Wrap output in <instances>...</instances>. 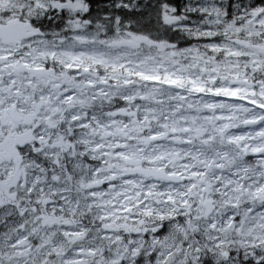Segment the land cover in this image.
I'll return each mask as SVG.
<instances>
[{
  "label": "snow or ice",
  "instance_id": "obj_1",
  "mask_svg": "<svg viewBox=\"0 0 264 264\" xmlns=\"http://www.w3.org/2000/svg\"><path fill=\"white\" fill-rule=\"evenodd\" d=\"M0 264H264V0H0Z\"/></svg>",
  "mask_w": 264,
  "mask_h": 264
},
{
  "label": "trees",
  "instance_id": "obj_2",
  "mask_svg": "<svg viewBox=\"0 0 264 264\" xmlns=\"http://www.w3.org/2000/svg\"><path fill=\"white\" fill-rule=\"evenodd\" d=\"M94 8H103V3L99 0H94L91 2Z\"/></svg>",
  "mask_w": 264,
  "mask_h": 264
},
{
  "label": "flooded vegetation",
  "instance_id": "obj_3",
  "mask_svg": "<svg viewBox=\"0 0 264 264\" xmlns=\"http://www.w3.org/2000/svg\"><path fill=\"white\" fill-rule=\"evenodd\" d=\"M92 1H94V0H91V2H92ZM99 1H101V2L103 3L104 6L107 5V4L110 2V0H99ZM176 2H177V3H182L183 0H176ZM104 6H103V7H104Z\"/></svg>",
  "mask_w": 264,
  "mask_h": 264
}]
</instances>
